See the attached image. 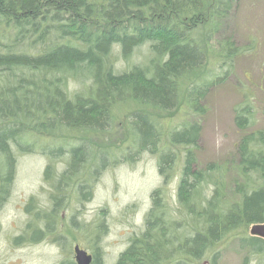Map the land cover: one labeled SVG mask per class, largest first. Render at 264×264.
<instances>
[{"label": "trees", "instance_id": "trees-1", "mask_svg": "<svg viewBox=\"0 0 264 264\" xmlns=\"http://www.w3.org/2000/svg\"><path fill=\"white\" fill-rule=\"evenodd\" d=\"M239 1L0 0V153L10 164L12 146L23 150L20 142H25V136L56 135L62 129L100 132L114 106L125 101L165 111L177 105L184 89L197 109V100L212 82L194 85L206 63L205 48ZM243 52L230 39L218 43V61L221 58L223 65ZM119 59L125 67L117 66ZM70 81L77 90L70 91ZM141 111L131 114L128 124L150 121L152 134L142 132L138 148L155 151L158 131ZM250 117V108L241 109L236 113V127L244 130ZM198 135L199 124L194 123L171 138L187 149L176 198L188 217H195L194 223L184 219V236L180 239L174 232L167 238L168 220L154 215L152 207L145 231L131 239L115 264L196 263L227 235L262 222L264 130L244 133L232 158L202 169L195 168L190 151ZM167 154L160 155L159 172L172 162ZM79 155L86 158L83 146L70 150L66 173L75 170L82 160L74 161ZM11 170H7L8 178ZM226 172H232L235 196L229 204L223 197ZM203 184L211 186L207 196ZM187 231L193 233L187 235ZM168 239L178 244L175 259L166 263L170 258L163 253ZM239 240V247L248 253L264 254L263 240ZM216 256L212 255V264ZM98 261L95 253L93 264Z\"/></svg>", "mask_w": 264, "mask_h": 264}, {"label": "rangeland", "instance_id": "rangeland-1", "mask_svg": "<svg viewBox=\"0 0 264 264\" xmlns=\"http://www.w3.org/2000/svg\"><path fill=\"white\" fill-rule=\"evenodd\" d=\"M223 39L234 41L244 51L226 65L221 58L218 61V43ZM205 49L206 63L194 82L199 86L212 81L197 100V109L201 107L202 113L191 106L182 89L172 109L154 110L125 101L114 106L106 128L100 132L81 134L62 129L56 135L25 136V142H20L23 150L12 146L10 164L0 153V264L71 262V238L93 257L96 253L99 264H115L131 239L145 231V219L152 207L154 215L168 220L167 238L174 232L180 239L184 236L182 224L195 220L192 215L188 217L176 198L187 149L174 143L172 135L199 124L198 139L190 151L195 168L202 169L232 158L234 146L244 133L264 130V0H240ZM117 66L125 67L126 63L119 59ZM68 84L73 88L75 82ZM185 87L188 89L189 85ZM72 88L70 91L78 87ZM244 108H250L251 117L249 125L239 130L235 125L236 113ZM136 111L147 113L151 125L156 126L155 151L138 148L143 143L142 132L151 135L152 131L150 121L129 126L130 116ZM79 146L84 147L86 158H74L75 162L82 159L71 170L78 174L61 179V172L67 171L70 150ZM161 153H170L172 162L159 172ZM86 177L88 196L78 201L72 191ZM232 180V172H226L222 182L227 204L235 201ZM58 186H62L63 201L52 216L51 198L58 194ZM203 186L207 196L211 186ZM61 215L64 220L57 223ZM72 216L76 224L71 229L65 217ZM44 220H53L48 231L44 229ZM35 229L42 232L39 239ZM248 229L227 235L192 264L204 260L212 264L213 254H217L215 264H264V254L248 253L239 247V239L249 237ZM62 232L68 241L58 246L53 240ZM192 233L187 231V235ZM165 243L167 249L163 254L170 258L166 261L169 263L176 257L174 248L178 241L168 239Z\"/></svg>", "mask_w": 264, "mask_h": 264}, {"label": "flooded vegetation", "instance_id": "flooded-vegetation-1", "mask_svg": "<svg viewBox=\"0 0 264 264\" xmlns=\"http://www.w3.org/2000/svg\"><path fill=\"white\" fill-rule=\"evenodd\" d=\"M75 175V174H78V172H68V173H66L65 171L64 172H61V179L63 178V177H65V176H67V175ZM86 179H89V177H86L84 180L82 179L81 181H80V183L79 184H77L76 186H75V188H74V190L72 191V193H75L76 195H77V200L79 201H81V200H85V198H86V196H88V186H87V184H86ZM62 186H59V188H57V190H58V196H55V197H52L51 198V211H50V215H52V216H54V214H55V211H56V208L58 207V205H59V203H61L62 201H63V196H61L62 195ZM56 215V214H55ZM51 216V217H52ZM55 219H56V217H55ZM64 220V216L63 215H61L60 216V218H57L56 219V222L58 223L59 221H63ZM45 221V220H44ZM65 221H66V224H67V227L69 228H71L72 229V226H75V224H76V221H75V217L74 216H72V217H70V218H67L66 219V217H65ZM52 222H53V220H51V222H48V221H45V223L43 224V226H44V229H45V231H48V230H50V225L52 224ZM61 227H63L64 229L62 230V231H64L65 230V227H64V224H61ZM38 234H39V236H38V238L37 239H39L40 237H41V235H42V232L40 231V230H38ZM63 236V237H62ZM23 238V237H22ZM24 239V238H23ZM72 239V243H74L73 244V246H72V249H71V254H72V257H73V261L71 260V262H66L67 264L68 263H71V264H77V262H76V259H75V249L77 248L78 250H80V251H84L86 254H88V255H90L91 256V254H89V252H87L86 250H84V248L82 247V246H80V244H78V242H74V240H73V238H71ZM35 241V240H34ZM54 242H55V244L56 245H58L59 246V244L61 245V244H63V243H66L67 241H68V236L67 235H65L63 232H62V234L60 235V236H58V237H56L54 240H53ZM94 263V257L93 256H91V264H93ZM61 264H65L64 262L63 263H61Z\"/></svg>", "mask_w": 264, "mask_h": 264}, {"label": "water", "instance_id": "water-1", "mask_svg": "<svg viewBox=\"0 0 264 264\" xmlns=\"http://www.w3.org/2000/svg\"><path fill=\"white\" fill-rule=\"evenodd\" d=\"M249 234L252 237H258L264 239V220L261 223L253 224L249 227ZM75 259L77 264H90V258L85 252L75 249ZM202 264H207L203 262Z\"/></svg>", "mask_w": 264, "mask_h": 264}]
</instances>
